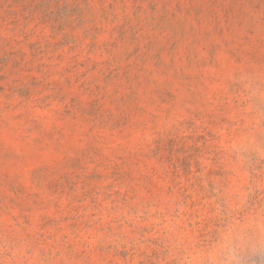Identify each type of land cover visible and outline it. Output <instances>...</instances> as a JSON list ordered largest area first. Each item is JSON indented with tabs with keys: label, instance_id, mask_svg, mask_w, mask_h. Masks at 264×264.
Wrapping results in <instances>:
<instances>
[{
	"label": "rangeland",
	"instance_id": "1",
	"mask_svg": "<svg viewBox=\"0 0 264 264\" xmlns=\"http://www.w3.org/2000/svg\"><path fill=\"white\" fill-rule=\"evenodd\" d=\"M0 264H264V0H0Z\"/></svg>",
	"mask_w": 264,
	"mask_h": 264
}]
</instances>
